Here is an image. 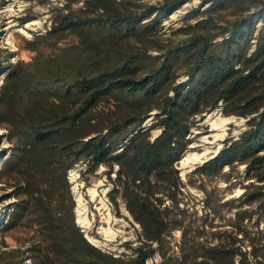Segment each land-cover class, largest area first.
<instances>
[{"label":"trees","instance_id":"trees-1","mask_svg":"<svg viewBox=\"0 0 264 264\" xmlns=\"http://www.w3.org/2000/svg\"><path fill=\"white\" fill-rule=\"evenodd\" d=\"M117 1L87 0L98 15H67L49 31H78L75 50L38 52L10 67L0 85V124L14 145L1 171L20 198L3 227L32 229L30 264H149L156 253L160 264H264V26L255 46L251 14L215 34L158 44L161 53L151 55L148 44L126 49L118 42L154 41L182 0L135 11ZM179 65L187 67L181 82ZM111 98L118 111L104 116L97 107ZM216 109L248 118L247 128L184 177L178 161L191 129ZM154 111L156 121L143 127ZM81 162L90 173L110 169L111 200L119 208L123 199L141 227L132 253L103 249L77 223L68 176ZM219 178L241 184L243 193L214 197L209 181ZM176 231L181 238L173 243Z\"/></svg>","mask_w":264,"mask_h":264},{"label":"rangeland","instance_id":"rangeland-1","mask_svg":"<svg viewBox=\"0 0 264 264\" xmlns=\"http://www.w3.org/2000/svg\"><path fill=\"white\" fill-rule=\"evenodd\" d=\"M169 0H119L118 6L127 10H139L151 5H163ZM182 0L181 5L163 18L161 30L154 41H139L132 38L119 40L123 48L131 46L144 47L149 45V53H161L155 46L165 44L171 46L181 42L191 32H206L215 34L222 26L231 25L233 21L249 17L256 19V30L251 42L255 46L256 36L264 26L259 19L264 10V0ZM100 11L95 3L87 0H0V65L6 71H0V85L7 76L10 67L18 62L27 63L36 54L45 56L61 55L75 50L82 43V36L76 30H63L59 33H49L54 25L58 26L69 15L72 18L98 15ZM211 18L206 27H197L203 19ZM216 24V25H215ZM220 35L216 40L222 39ZM147 42V43H146ZM142 47V48H143ZM37 48V49H33ZM187 67L179 65L176 69V81H184ZM97 110L104 116L113 115L118 111L116 99H106L99 104ZM155 111L145 120L143 127L150 126L156 120ZM246 117L225 115L220 109L207 113L197 125L191 129V143L188 150L178 163L183 175L192 171L205 159H209L224 145V141L237 137L247 128ZM159 130H154L157 134ZM13 143L8 136V130L0 124V264H30L28 249L32 241V229L25 225L3 227L20 200L17 196L16 183L13 178L4 175L1 167L13 151ZM209 153L202 160H185L191 155ZM244 166H241L243 169ZM109 168L101 166L95 172H86V163L81 162L69 170L71 192L75 200V216L77 223L93 243L103 249L118 255L132 253V248L140 242V224L136 222L123 199H119L120 207L116 208L110 198L113 183L108 176ZM115 176V171L112 173ZM211 187L216 186L214 197L224 196V199L238 197L244 187L241 184L228 186L222 178L209 181ZM210 187V188H211ZM194 194L203 198V192L193 189ZM224 201V200H223ZM202 208V203L199 204ZM223 207V212L227 211ZM81 219L84 225L81 224ZM181 233L176 231L173 243L180 240ZM161 256L156 253L149 264H160Z\"/></svg>","mask_w":264,"mask_h":264},{"label":"bare ground","instance_id":"bare-ground-1","mask_svg":"<svg viewBox=\"0 0 264 264\" xmlns=\"http://www.w3.org/2000/svg\"><path fill=\"white\" fill-rule=\"evenodd\" d=\"M209 153V151H205V152H203V153H199V154H195V155H191L190 154V156L185 160V162H184V164H187L188 163V161L191 159H193V160H202V158L204 157V156H206L207 154ZM80 220V222H81V224L82 225H84L82 222V220L81 219H79Z\"/></svg>","mask_w":264,"mask_h":264},{"label":"water","instance_id":"water-1","mask_svg":"<svg viewBox=\"0 0 264 264\" xmlns=\"http://www.w3.org/2000/svg\"><path fill=\"white\" fill-rule=\"evenodd\" d=\"M219 151H220V150H219ZM219 151H218V152H219ZM218 152H216V153H215L214 155H212L211 157L215 156ZM211 157H210V158H211ZM206 160H207V159H205L204 161H206ZM204 161H203V162H204ZM203 162H202V163H203ZM178 163H180V161H178ZM178 167H179V166H178ZM179 168H180V167H179ZM180 169H181V168H180ZM181 175H183L182 171H181ZM183 176H184V175H183ZM184 177H185V176H184ZM86 236H87V235H86ZM87 238H88L90 241H92L88 236H87Z\"/></svg>","mask_w":264,"mask_h":264}]
</instances>
